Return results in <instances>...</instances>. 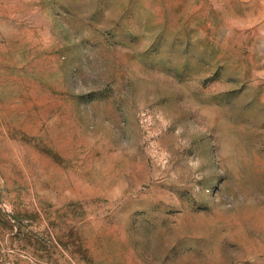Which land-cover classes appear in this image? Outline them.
<instances>
[{"label": "rangeland", "instance_id": "obj_1", "mask_svg": "<svg viewBox=\"0 0 264 264\" xmlns=\"http://www.w3.org/2000/svg\"><path fill=\"white\" fill-rule=\"evenodd\" d=\"M0 264H264V0H0Z\"/></svg>", "mask_w": 264, "mask_h": 264}]
</instances>
